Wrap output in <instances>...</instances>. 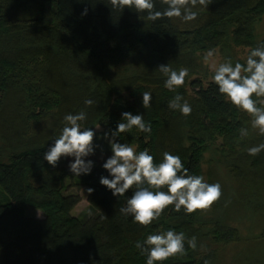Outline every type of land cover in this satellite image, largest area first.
Instances as JSON below:
<instances>
[{"label":"trees","instance_id":"16d2710c","mask_svg":"<svg viewBox=\"0 0 264 264\" xmlns=\"http://www.w3.org/2000/svg\"><path fill=\"white\" fill-rule=\"evenodd\" d=\"M163 7L156 0V10ZM193 11L189 22L150 21L100 0H0V264H146L137 241L168 230L195 237L197 247L185 242V255L156 264H223L233 249L230 264H264V151L247 152L264 136L225 102L201 62L215 50L219 63H245L264 43V0H212ZM161 64L188 69L176 92L164 87ZM177 94L191 105L189 116L168 108ZM80 111L82 128H100L94 145L107 143L100 137L123 122V112L143 114L151 133L133 128L118 142L147 149L155 164L165 151L178 155L190 175L221 185L220 199L206 211L169 206L147 227L133 223L119 211L131 190L114 197L99 183L108 173L96 160L78 177L66 158L55 168L42 158L64 116ZM73 186L94 190L80 216L72 215L80 201L68 192ZM28 207L43 217L27 216ZM245 224L257 230L253 238L241 236Z\"/></svg>","mask_w":264,"mask_h":264},{"label":"clouds","instance_id":"9594fccd","mask_svg":"<svg viewBox=\"0 0 264 264\" xmlns=\"http://www.w3.org/2000/svg\"><path fill=\"white\" fill-rule=\"evenodd\" d=\"M100 2L120 12L127 8L138 14L146 13L150 21L181 18L189 22L197 18L198 13L193 11L194 8L198 5L207 8L212 0H159L165 6L162 11L156 10V0ZM86 14L87 8L81 15ZM214 55L215 50H209L204 56L205 62ZM157 70L166 77L164 87L171 92L183 86L189 74L187 68L177 71L169 64H161ZM211 80L225 102L250 115L251 128L264 136V43L252 48L243 64L236 62L233 65L231 58H226L214 66ZM151 99L150 92H143L142 107H150ZM85 104L92 105L93 101L85 100ZM168 108L185 117L192 111L191 105L179 94L168 102ZM63 119L60 135L52 141L42 158L53 168L62 158H72L68 164L69 171L78 177L87 175L93 168V161L86 158L94 155L96 148H100V145L93 143L99 128H82L81 122L87 119L84 111L66 114ZM121 120L123 122H119L115 130L104 132L100 137L107 141L111 155L102 164L108 176H101L99 183L110 190L114 197L125 196L131 190V197L119 209L123 216H130L133 223L147 227L158 220L169 206L176 212L183 210L186 215H191L210 209L220 199L221 185L207 183L200 175H190L178 155L165 151L162 162L155 164L154 157L147 149L137 152L128 144L118 142L121 133L130 132L133 128L151 133V125L144 121L143 114L123 112ZM239 134L240 138L248 136V129H240ZM261 151H264V142L247 150L248 155L253 157ZM87 191L92 193L94 190L89 188ZM185 242L189 248L196 249L195 237L187 238L183 232L168 230L149 234L142 242L137 241L135 246L146 256V264H156L177 255H185ZM204 264H208V261L205 260Z\"/></svg>","mask_w":264,"mask_h":264},{"label":"rangeland","instance_id":"374dc122","mask_svg":"<svg viewBox=\"0 0 264 264\" xmlns=\"http://www.w3.org/2000/svg\"><path fill=\"white\" fill-rule=\"evenodd\" d=\"M262 29L264 30V26L262 27ZM201 62H202V67H204V69H207L208 71H214V66L218 65V63H219V55L217 53H215L214 57H212L208 62H205L204 57H203L201 59ZM96 128H99V127H96ZM99 130H100V128H99ZM110 155H111V149H110L108 143H101L100 148H96L95 154L90 156V157H87L86 159L96 160L99 164L102 165L104 163V161ZM71 159L72 158H66L67 164L70 163ZM87 189L88 188H86V187H82V188L78 189L77 187H74V186L68 189L69 193H73V194L78 193L80 196L79 203L76 205V207L72 211L73 216H80L82 213H84L87 210V208H88V201H87L88 191H87ZM26 214L29 217H35V218H42L43 217V213L41 210L31 209L30 207L27 208ZM251 229L252 228L250 227L249 224H245L244 226L239 227V230L241 231V236H243L245 239L253 238L255 233H257V230L251 231ZM240 248H241V245H240ZM234 251H235V249H233L231 252H228L227 260L223 264H230L231 263L232 253Z\"/></svg>","mask_w":264,"mask_h":264}]
</instances>
